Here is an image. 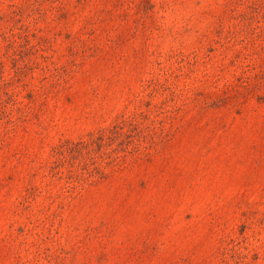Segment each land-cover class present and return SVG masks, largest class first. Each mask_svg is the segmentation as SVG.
Masks as SVG:
<instances>
[{"label":"rangeland","instance_id":"rangeland-1","mask_svg":"<svg viewBox=\"0 0 264 264\" xmlns=\"http://www.w3.org/2000/svg\"><path fill=\"white\" fill-rule=\"evenodd\" d=\"M0 264H264V0H0Z\"/></svg>","mask_w":264,"mask_h":264}]
</instances>
